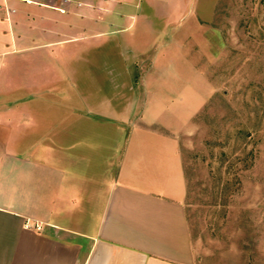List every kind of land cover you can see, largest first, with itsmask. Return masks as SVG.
<instances>
[{"label":"rangeland","instance_id":"rangeland-1","mask_svg":"<svg viewBox=\"0 0 264 264\" xmlns=\"http://www.w3.org/2000/svg\"><path fill=\"white\" fill-rule=\"evenodd\" d=\"M66 8L72 36L49 60L57 110L95 108L122 142L129 130L167 140L144 128L176 140L198 251L212 264H264V0Z\"/></svg>","mask_w":264,"mask_h":264},{"label":"crops","instance_id":"crops-1","mask_svg":"<svg viewBox=\"0 0 264 264\" xmlns=\"http://www.w3.org/2000/svg\"><path fill=\"white\" fill-rule=\"evenodd\" d=\"M70 4L0 0V264H212L176 140L144 128L167 140L122 142L95 108L57 110L49 60L72 36Z\"/></svg>","mask_w":264,"mask_h":264},{"label":"built area","instance_id":"built-area-1","mask_svg":"<svg viewBox=\"0 0 264 264\" xmlns=\"http://www.w3.org/2000/svg\"><path fill=\"white\" fill-rule=\"evenodd\" d=\"M69 1H70V3H71L72 0H69ZM38 228H39V227H38Z\"/></svg>","mask_w":264,"mask_h":264}]
</instances>
